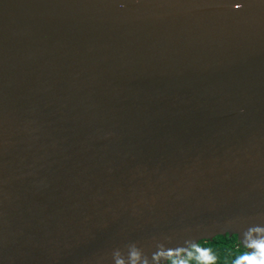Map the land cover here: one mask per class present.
I'll return each instance as SVG.
<instances>
[{
  "label": "water",
  "instance_id": "1",
  "mask_svg": "<svg viewBox=\"0 0 264 264\" xmlns=\"http://www.w3.org/2000/svg\"><path fill=\"white\" fill-rule=\"evenodd\" d=\"M264 250V0H0V264Z\"/></svg>",
  "mask_w": 264,
  "mask_h": 264
},
{
  "label": "trees",
  "instance_id": "2",
  "mask_svg": "<svg viewBox=\"0 0 264 264\" xmlns=\"http://www.w3.org/2000/svg\"><path fill=\"white\" fill-rule=\"evenodd\" d=\"M167 264H264V250L248 251L236 236H216L200 241L181 259L170 258Z\"/></svg>",
  "mask_w": 264,
  "mask_h": 264
}]
</instances>
